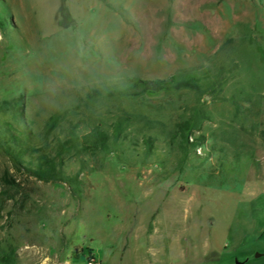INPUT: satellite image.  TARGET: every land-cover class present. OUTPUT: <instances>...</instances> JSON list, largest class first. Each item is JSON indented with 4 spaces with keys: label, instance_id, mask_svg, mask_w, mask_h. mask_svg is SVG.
I'll return each instance as SVG.
<instances>
[{
    "label": "rangeland",
    "instance_id": "rangeland-1",
    "mask_svg": "<svg viewBox=\"0 0 264 264\" xmlns=\"http://www.w3.org/2000/svg\"><path fill=\"white\" fill-rule=\"evenodd\" d=\"M192 71L201 93L144 97L206 111L182 172L112 155L67 185L0 153V193L6 173L30 193L1 212L20 264H264V0H0V102L24 97L36 130L97 84Z\"/></svg>",
    "mask_w": 264,
    "mask_h": 264
},
{
    "label": "trees",
    "instance_id": "trees-1",
    "mask_svg": "<svg viewBox=\"0 0 264 264\" xmlns=\"http://www.w3.org/2000/svg\"><path fill=\"white\" fill-rule=\"evenodd\" d=\"M205 77L192 71L167 79L137 77L97 84L57 108L40 131L26 122L24 97L4 100L0 102V114L6 118L0 127V153L10 159L17 174L67 185H80L82 173L101 169L112 155L126 166L174 162L171 172H182L204 144L205 136L196 133L209 120L206 111L200 102L178 105L180 101L144 97L184 90L199 94ZM170 113L174 115L165 119ZM260 135L264 141V130ZM161 144L164 154L158 152ZM73 163L79 165L77 172L68 170ZM3 181L9 189L0 193V264H20L19 244L13 233L4 232L1 212L3 203L15 194L22 196L19 208L23 209L30 193L8 173ZM152 228L150 224L149 231Z\"/></svg>",
    "mask_w": 264,
    "mask_h": 264
},
{
    "label": "built area",
    "instance_id": "built-area-1",
    "mask_svg": "<svg viewBox=\"0 0 264 264\" xmlns=\"http://www.w3.org/2000/svg\"><path fill=\"white\" fill-rule=\"evenodd\" d=\"M89 264H98V263L95 259L92 258V259H90Z\"/></svg>",
    "mask_w": 264,
    "mask_h": 264
},
{
    "label": "water",
    "instance_id": "water-1",
    "mask_svg": "<svg viewBox=\"0 0 264 264\" xmlns=\"http://www.w3.org/2000/svg\"><path fill=\"white\" fill-rule=\"evenodd\" d=\"M260 255H261V254H260ZM260 255H258V256H260ZM238 264H241V263L238 262Z\"/></svg>",
    "mask_w": 264,
    "mask_h": 264
}]
</instances>
